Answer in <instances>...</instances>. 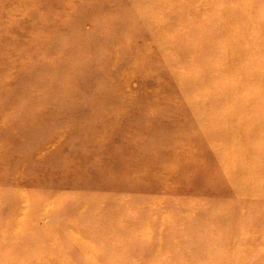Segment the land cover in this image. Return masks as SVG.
Instances as JSON below:
<instances>
[{"label":"rangeland","instance_id":"rangeland-1","mask_svg":"<svg viewBox=\"0 0 264 264\" xmlns=\"http://www.w3.org/2000/svg\"><path fill=\"white\" fill-rule=\"evenodd\" d=\"M154 4L0 0V264H264V153L207 137L232 102L195 106L253 70L237 114L264 151V0Z\"/></svg>","mask_w":264,"mask_h":264},{"label":"bare ground","instance_id":"bare-ground-1","mask_svg":"<svg viewBox=\"0 0 264 264\" xmlns=\"http://www.w3.org/2000/svg\"><path fill=\"white\" fill-rule=\"evenodd\" d=\"M225 1L234 2L236 0H225ZM154 3H155V0H148V4L151 7L155 5ZM240 8H237V7H235L233 5L231 11H233L236 14L237 13H242V15L241 14L240 15L242 17L244 16L245 19H246L245 15H247L246 14L247 10L243 9L242 7H240ZM244 13H245V15H243ZM249 27H251V26H249ZM262 28H264V25L262 26ZM224 29H225L226 32H229V26L228 25H225ZM246 29H248V27ZM236 37L238 38L239 36H236ZM243 40L244 39H241V38L238 41L236 40L237 47L241 46L240 43ZM234 42H235V40H234ZM226 47H229V46H226ZM225 50H226V48H225ZM261 50H262V48L259 47L256 50H254V52H259L261 54ZM242 56H243L244 60L249 59L251 57L250 54H248V55L247 54L246 55L242 54ZM244 56L246 57V59H245ZM239 60H240V58H239ZM240 62L242 63L243 60H240ZM243 66H244V64H243ZM212 71H214V70H212ZM253 78H256V75L254 74L253 70L252 71H250V70L246 71V68H244L242 70L241 74L239 73V74H237V75H235L233 77L235 82H232V83H230L228 85H225V84L221 85V86H219L217 84L214 85L218 81H212V83H211L213 85L212 87H214V90L216 91L215 95L213 97H211V98H205V100L203 98L199 102L196 101V104H195V106H197V108H198V105L200 104V109H201L202 113H205V111H207L208 109H213L212 107L216 108V105H217V108L220 109L221 107H223L226 104H229L231 102L233 103L234 112H229V110H227V111H223L221 113V114H223V116L221 117V121L225 122L227 124L226 130H222L221 128L217 127L215 129L214 134L209 133V134H206V135L209 138H216L217 136L219 138H223L228 144L229 143L237 144L239 146V148L242 149L241 153L244 154V156L246 158V161L247 160H251V164H254V162L256 160V157L260 156L259 154H261V153L263 154L264 151L263 150H254L253 149L252 145L254 144V142H251V140L248 141L249 138L247 139V136H251L250 133H251L252 130L249 131V129L247 128V124H246L247 122H244V121L240 120V118L238 117V114H237V110L239 109V103H246V102H243V100H247L248 102H250L247 99V97L253 98V95L247 94V93L237 92V91H235V87L240 86V85H238L239 83L241 84V82L251 81ZM202 79H203V77L198 78L197 80L194 81V84H196V82H198V83L202 82L203 81ZM252 108H253L252 105L249 104V106L246 109L247 110H252ZM226 116H231V118L227 117V118H230V120H225V119H227ZM252 141H257L256 138L254 137V135L252 136ZM220 155H222V156L219 157V160L224 156L223 154H220ZM212 157L215 158L216 156L210 155L211 159H212ZM228 161L229 160H226V163H225L226 168L228 169L230 167L229 170H232L231 167H235V165L233 163V165L231 166V163H228ZM130 162H132V161H130ZM256 163L259 165L260 169H262L264 167L263 165H261L262 163L261 164L259 162H256ZM249 167L251 168V165H249ZM203 169L204 170H208L206 168H201L200 169L198 166H196L195 167L196 174L202 176V172L204 171ZM251 169L252 170L256 169V167L253 166ZM235 170L237 171L238 168H236ZM208 171H210V170H208ZM232 214H233V218L230 219L231 217H229L228 220L225 219L224 216L223 217L216 216V217L212 218L213 220H215V223H219V224L224 223L228 227V229L225 231V233H227V234L223 233L224 238L228 239L227 242H231L234 239V235L231 234L229 232V230H231V229L233 230L231 222L233 221V219L237 218L236 216L239 213L237 212V210L234 209V211L231 212L230 216ZM261 217H262V215L259 216V218H261ZM16 219H18V218H16ZM13 222H14V219L9 223V225L11 227H12V223ZM16 223H17V220H16ZM68 225H70L71 228H75V227L77 228V231L79 232V235H80L79 236V238H80L79 242L80 243L81 242L84 243L88 239H90L89 235H91L93 233L92 230L82 231V229L78 228L75 225L69 224V223H66L64 228H66ZM11 227H10V229L12 230ZM89 233H91V234H89ZM198 233L199 234L196 235V238H197V236H201V237L204 238V241L201 243L202 245H200V246H203V249H204L206 247L205 245L208 244V240L210 239V235L212 234V229H207L206 228L204 231L202 230V231H199ZM227 236H228V238H227ZM94 239H96V238H94ZM69 240H71V239H69ZM73 243H76V242L73 241ZM92 244L94 246V242H92ZM235 255L236 254H233V256L228 257V258L223 256V259H222V257L221 258L218 257V259H220L222 262H226L225 264H241V262H244L243 261L244 259L245 260L247 259V258L239 259L240 256L237 258ZM94 256H95V254H94ZM94 256H92V257H94ZM89 259H91V257ZM244 264H246V263L244 262Z\"/></svg>","mask_w":264,"mask_h":264}]
</instances>
